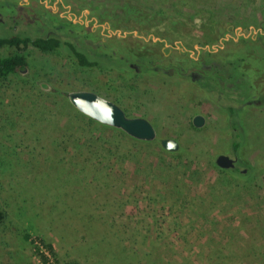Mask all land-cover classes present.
<instances>
[{
  "label": "rangeland",
  "instance_id": "rangeland-1",
  "mask_svg": "<svg viewBox=\"0 0 264 264\" xmlns=\"http://www.w3.org/2000/svg\"><path fill=\"white\" fill-rule=\"evenodd\" d=\"M255 17L264 0H0V37H57L101 65L78 67L65 46L58 56L0 49L28 61L0 83V264H43L24 234L52 245L46 264H264V22ZM224 55L243 57V79ZM73 91L148 120L156 139L90 122L68 102ZM228 105L242 109L234 129ZM162 138L178 149H161ZM218 155L246 177L222 172Z\"/></svg>",
  "mask_w": 264,
  "mask_h": 264
},
{
  "label": "trees",
  "instance_id": "trees-1",
  "mask_svg": "<svg viewBox=\"0 0 264 264\" xmlns=\"http://www.w3.org/2000/svg\"><path fill=\"white\" fill-rule=\"evenodd\" d=\"M124 8H125V6L123 7V9ZM261 16H262V14H261ZM263 20H264V17H261V18L255 17L252 19V23L253 24H256L257 22L263 23L264 22ZM20 44L24 45L25 47L30 45V46L34 47L35 49H37L38 51H40L41 53L46 54V55H50V56H58V54L61 53V51L63 50V48L65 46L66 49L69 51V53H71L72 56L75 58V63L78 67L90 69V68H97V67L101 66L99 61L89 59L85 53L76 49L75 46H73L71 43H69L68 41H61L57 37H33V38L20 37V36L0 37V49H2V48H13L14 47L18 51H20L21 50ZM143 57H145V56H143ZM143 57L141 56V58H143ZM226 58H228V57L226 55H224L223 58H217V59L221 60L220 62L222 64L228 65V66L230 64L232 65L233 62H236L235 64H233V66L236 67V69L240 68L239 69V71L241 73L240 77L243 79L244 71L247 68L246 66H244L245 62H244L243 57L238 56L236 58L230 59V62H228V63H226V61H228V60H226ZM27 66H28L27 57L21 53H13V54H9V55L3 56V57L0 56V83L5 81L9 75L17 74L18 72H20L22 69L26 68ZM130 71L133 72L134 70L132 69ZM255 71H258V69H255ZM257 73H254L255 77H257ZM236 79L237 78H235V80ZM254 83H255V87H256V85L259 83L258 79H255ZM209 85L212 87L213 90L219 89V90L223 91V88L220 86L219 82L213 78L209 79ZM221 91H219V92H221ZM243 94H244L243 97L240 95H237L238 99H235L234 102L242 103L243 101L245 102L246 100H248L249 93H243ZM224 98L226 100H228V98L231 99L232 97L226 95V96H224ZM210 99H211V101H215V104H219L220 108L224 109V106H222L221 102L212 99V97H210ZM225 99H223V102H226ZM232 99H234V98H232ZM225 111L230 116L231 128L232 129L236 128V125H237L236 121L238 119V116H240V112L242 111V109L236 108L232 105H228L225 107ZM88 120L90 122H93V120H91L89 118H88ZM240 145H241V143L234 140L231 143L232 151L234 153H237L238 149L240 148ZM236 163H237V161H236ZM222 172H227L230 175V177H233V176H237V177H241V178L246 177L241 172H239L236 167L234 169L223 170ZM4 218H5V214L0 209V224L2 223ZM23 238H24V240H27L32 244L35 254L40 258V260L43 264H46L48 262L47 255L51 256L52 259H54V261H55L56 253H55L51 244L45 243L43 240H41L39 238L31 239L30 236L27 234H24Z\"/></svg>",
  "mask_w": 264,
  "mask_h": 264
},
{
  "label": "water",
  "instance_id": "water-1",
  "mask_svg": "<svg viewBox=\"0 0 264 264\" xmlns=\"http://www.w3.org/2000/svg\"><path fill=\"white\" fill-rule=\"evenodd\" d=\"M67 99L73 108L97 123L118 129L139 141L151 142L156 139V132L148 120L126 116L115 103L93 92H69ZM203 124V116L195 115L192 118V125L195 128H201ZM159 143L160 147L168 152H175L179 147L178 143L171 138H162ZM215 164L221 169H230L234 167V159L226 155H218Z\"/></svg>",
  "mask_w": 264,
  "mask_h": 264
},
{
  "label": "flooded vegetation",
  "instance_id": "flooded-vegetation-1",
  "mask_svg": "<svg viewBox=\"0 0 264 264\" xmlns=\"http://www.w3.org/2000/svg\"><path fill=\"white\" fill-rule=\"evenodd\" d=\"M236 166V159H234V167L233 168H230V169H234Z\"/></svg>",
  "mask_w": 264,
  "mask_h": 264
}]
</instances>
